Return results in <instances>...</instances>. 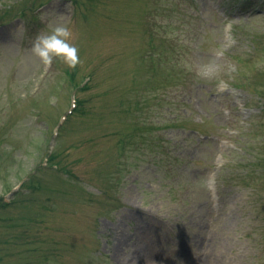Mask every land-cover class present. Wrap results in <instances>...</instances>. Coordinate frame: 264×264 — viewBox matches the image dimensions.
<instances>
[{
    "label": "rangeland",
    "instance_id": "374dc122",
    "mask_svg": "<svg viewBox=\"0 0 264 264\" xmlns=\"http://www.w3.org/2000/svg\"><path fill=\"white\" fill-rule=\"evenodd\" d=\"M38 3L0 0L13 20L0 27V264H264V0H101L88 16L53 0L33 18ZM154 8L170 27L150 41L156 23L140 21ZM58 25L78 49L76 82L92 80L55 140V172L42 159L70 68L31 46ZM151 58L180 73L164 81L169 106H152L157 122L177 110L159 133L144 129L148 110L124 115L139 86L127 75Z\"/></svg>",
    "mask_w": 264,
    "mask_h": 264
},
{
    "label": "trees",
    "instance_id": "16d2710c",
    "mask_svg": "<svg viewBox=\"0 0 264 264\" xmlns=\"http://www.w3.org/2000/svg\"><path fill=\"white\" fill-rule=\"evenodd\" d=\"M74 5H75V12L76 15H83V16H88L92 13H94L100 6L101 4V0H79V1H75L73 0ZM46 2V0H40V3L38 4H34V5H29L26 7H29L30 11H33L34 9L42 6L44 3ZM20 10H24V7L21 8ZM8 12L5 11L3 13L0 14V20L3 21L4 18H6L8 16ZM156 14V10L155 8L151 11H149L148 13H144V17L141 19L140 23L142 24L143 22H148V19H153V22L156 24L153 25H149L148 26V35H149V40H153L154 38V27L155 26H160L163 28H169L170 25L169 24H162L161 22H159L158 20V15ZM20 15H22V12L20 13ZM145 58L142 57L140 60V56H139V60L141 62H143ZM139 60H134V62H138ZM150 64H152L153 66L149 67L147 69V71H142L140 72V70H138L137 72H135V75L133 74H128L127 75V79L131 84H135L136 81L139 82V86L136 89L130 88L128 90V95L130 98L127 99V101H129L128 104V110L124 113V115H129L131 112L133 113H142L145 112L147 109H149L150 107L153 106V103H155L156 101H158L160 99L159 96V91L163 90L162 87H164V81H165V77L166 78H170L171 77V72H169V69L164 70V67L166 66H156L154 64V60H152V58L150 60H148ZM167 66L169 64V61L166 60ZM133 69H135V66L132 67ZM77 71L78 68L75 67L74 69H65L64 70V76H65V81L66 84H72L73 87L71 88L73 89H77V91H86L90 88V81L92 80V74H88L86 76H81V79L79 82H76V78H77ZM240 72V70H239ZM85 78H89V81L84 84L83 87H80L81 82L85 79ZM76 82V83H75ZM147 96V99H144V96ZM163 99L161 101L165 102V94L162 96ZM79 98V97H78ZM84 101V102H83ZM85 102L86 100H76V104H77V108L76 110L73 111L72 115H70L68 117V120H70V118L74 117L75 115H82L85 112ZM170 103H168L169 106ZM140 106L142 107L141 111L136 110L135 106ZM160 105V104H159ZM120 109H123V105L120 104L119 105ZM168 114H165V116L169 115L170 117L167 118L168 121L171 120V115L173 116V114H175L176 110H167L166 111ZM171 114V115H170ZM157 115L153 114L150 119L153 122L150 126H147L144 129H149V130H153L152 126L157 124L158 122L156 121L157 119ZM174 118V117H173ZM165 128H168L169 126H171L172 124H167L166 122L163 123ZM66 125V124H65ZM62 126L60 128V130H62L64 127ZM157 128V127H154ZM137 129V128H136ZM143 128H140L139 131L140 133H143L145 130ZM139 141H143V138H138ZM49 145V142H48ZM48 147V146H47ZM55 147V146H54ZM46 154V153H45ZM59 157L58 155H54L51 154L49 156V165L55 164L58 165V162L56 161V159ZM262 158V157H261ZM258 160V159H257ZM256 160V164H259L261 166V168H264V156L262 158L261 161H259V163H257ZM114 167V164H113ZM113 171V169H112ZM108 176H106L108 179H112L110 178L111 175H109V171L107 172ZM261 176V175H260ZM263 179L264 180V172H263ZM113 180V179H112Z\"/></svg>",
    "mask_w": 264,
    "mask_h": 264
},
{
    "label": "clouds",
    "instance_id": "9594fccd",
    "mask_svg": "<svg viewBox=\"0 0 264 264\" xmlns=\"http://www.w3.org/2000/svg\"><path fill=\"white\" fill-rule=\"evenodd\" d=\"M72 31L64 25L55 26L48 34L37 35L31 46L32 55L44 66L59 60L74 69L80 63L78 49L71 42Z\"/></svg>",
    "mask_w": 264,
    "mask_h": 264
},
{
    "label": "bare ground",
    "instance_id": "6f19581e",
    "mask_svg": "<svg viewBox=\"0 0 264 264\" xmlns=\"http://www.w3.org/2000/svg\"><path fill=\"white\" fill-rule=\"evenodd\" d=\"M149 264V263H148Z\"/></svg>",
    "mask_w": 264,
    "mask_h": 264
}]
</instances>
